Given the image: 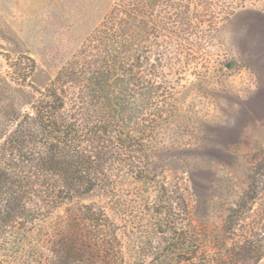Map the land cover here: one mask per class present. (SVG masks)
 <instances>
[{"label": "trees", "instance_id": "trees-1", "mask_svg": "<svg viewBox=\"0 0 264 264\" xmlns=\"http://www.w3.org/2000/svg\"><path fill=\"white\" fill-rule=\"evenodd\" d=\"M247 1L114 0L43 89L29 83L33 61L18 56L28 74L15 81L37 96L0 143V264L264 261V223L249 214L264 192V149L248 161L239 201L209 230L195 223L179 182L157 171L156 145L147 138L174 90L168 77L177 72H164V64L193 38L211 37ZM252 1L262 5L251 11L264 22V0ZM130 182L141 185L133 195L145 202L133 217L144 238L128 248L129 231L108 210Z\"/></svg>", "mask_w": 264, "mask_h": 264}, {"label": "rangeland", "instance_id": "rangeland-1", "mask_svg": "<svg viewBox=\"0 0 264 264\" xmlns=\"http://www.w3.org/2000/svg\"><path fill=\"white\" fill-rule=\"evenodd\" d=\"M113 3L0 0V143L12 120L34 102L32 87L50 83ZM261 7L248 0L229 22H218L211 37L193 38L192 46L179 48L177 60L164 64V72H177L168 77L174 90L161 100L166 105L160 127L147 135L156 145L157 171L179 182L195 223L209 230L222 225L224 211L239 201L248 161L254 150L264 149V22L251 11ZM20 55L33 61L32 87L15 81L28 74L22 63L15 64ZM126 189L108 213L126 226L124 244L131 248L144 238L138 232L143 223L133 216L141 214L145 201L133 195L141 185L130 182ZM250 208L264 223V192Z\"/></svg>", "mask_w": 264, "mask_h": 264}, {"label": "water", "instance_id": "water-1", "mask_svg": "<svg viewBox=\"0 0 264 264\" xmlns=\"http://www.w3.org/2000/svg\"><path fill=\"white\" fill-rule=\"evenodd\" d=\"M229 67H230V65H229V64H227L226 68H229Z\"/></svg>", "mask_w": 264, "mask_h": 264}]
</instances>
